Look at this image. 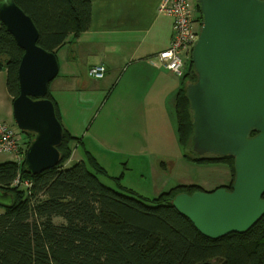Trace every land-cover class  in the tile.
<instances>
[{
  "label": "trees",
  "instance_id": "obj_1",
  "mask_svg": "<svg viewBox=\"0 0 264 264\" xmlns=\"http://www.w3.org/2000/svg\"><path fill=\"white\" fill-rule=\"evenodd\" d=\"M15 2L35 22L39 45L55 54L70 37L79 38L91 28L90 0ZM198 20L203 23V18ZM23 55L0 20V73L7 71V90L13 101L20 95L18 71ZM197 78L191 61L174 102L185 159L199 165L227 166L233 184V158H200L192 149L193 113L184 85ZM47 98L63 124L50 92ZM64 129L62 160L56 168L32 176L25 162L0 164V191L15 199L0 214V264H204L213 259H222V264H264V217L246 234L210 240L172 205L177 195H193L202 189L176 185L150 199L123 184L122 177L110 178L88 152L83 160L65 168L77 139ZM28 136L29 147L33 136ZM103 178L112 179L116 187L107 186ZM18 179L20 184L14 186Z\"/></svg>",
  "mask_w": 264,
  "mask_h": 264
},
{
  "label": "water",
  "instance_id": "obj_2",
  "mask_svg": "<svg viewBox=\"0 0 264 264\" xmlns=\"http://www.w3.org/2000/svg\"><path fill=\"white\" fill-rule=\"evenodd\" d=\"M197 5L203 18L192 56L198 78L186 88L192 149L200 158H233L235 179L230 188L181 193L172 205L202 235L218 241L248 233L264 217V0H197ZM0 20L24 52L13 115L18 128L33 136L25 169L37 176L62 160L65 129L47 98L60 64L39 45L35 22L15 0L0 1ZM14 203L12 194L0 191L1 206Z\"/></svg>",
  "mask_w": 264,
  "mask_h": 264
},
{
  "label": "crops",
  "instance_id": "obj_3",
  "mask_svg": "<svg viewBox=\"0 0 264 264\" xmlns=\"http://www.w3.org/2000/svg\"><path fill=\"white\" fill-rule=\"evenodd\" d=\"M90 1L91 28L56 51L60 72L49 89L64 127L77 139L71 145L72 164L88 152L104 166L139 160L152 164L158 174L173 176L177 162L187 161L171 108L181 86L175 84L179 77L157 58L171 44L173 18L160 13L163 0ZM195 16L199 19L197 11ZM97 66L107 70L103 79L89 75ZM1 112L4 122L14 116L5 70L0 73ZM172 152H178L175 160ZM2 155L3 162H15L14 156ZM161 159L165 161L158 165ZM207 167L216 173L213 179L194 183L180 178L177 185L200 186L207 192L230 185L227 166Z\"/></svg>",
  "mask_w": 264,
  "mask_h": 264
},
{
  "label": "built area",
  "instance_id": "obj_4",
  "mask_svg": "<svg viewBox=\"0 0 264 264\" xmlns=\"http://www.w3.org/2000/svg\"><path fill=\"white\" fill-rule=\"evenodd\" d=\"M197 0H163L160 5V13L173 18L172 41L166 50L158 55L159 63L177 77L184 76L190 62L193 51L199 39L203 23L196 16ZM200 26V29L199 27ZM104 66H97L89 71V75L95 79H103L106 75ZM28 146L23 144L18 131L0 120V154L12 155L19 165L25 162ZM20 184L18 179L14 186ZM25 186H30L26 182Z\"/></svg>",
  "mask_w": 264,
  "mask_h": 264
},
{
  "label": "rangeland",
  "instance_id": "obj_5",
  "mask_svg": "<svg viewBox=\"0 0 264 264\" xmlns=\"http://www.w3.org/2000/svg\"><path fill=\"white\" fill-rule=\"evenodd\" d=\"M196 11L198 12V17L202 18V14H201L200 10L197 8V4H196ZM198 27L200 29V26H198ZM201 30H202V28H201ZM179 78L177 79L178 82H175L176 86H178V87H180L182 84V82H181L182 79L181 78L179 79ZM184 86H185L184 88H186L187 84L185 83ZM175 98H176V96L172 97L171 108H172V112H173V117H174L175 121L178 122L177 113H176L175 105H174ZM0 114H2V112ZM3 114H6V113L3 112ZM6 123L18 131V133L22 139L23 144H26L29 141V136L27 134H25L24 132H22L18 128V126L15 122L14 116L12 118H10V120H7ZM177 153L178 152H175L173 154V152H172V156H173L172 159H174V156ZM4 157H5L4 155L0 154V164L5 163V162H3V161H5ZM72 160H73V156H71V158L65 162L64 167L65 168L72 167L73 166ZM163 160L164 159L159 160L158 165L163 163ZM174 160H172V161H174ZM177 163L178 164L176 165V168L174 169V172H173L174 175L173 176L169 175V172L158 174L156 171L153 170L152 164H148L145 161L143 162V161H139V160L138 161L132 160L130 162L119 161V162L109 163L107 166H104L103 164L102 165L106 169V171L108 172V176L110 178L113 179V178L122 177L121 180H122L123 184L134 187L137 190L138 194H140L144 197H148L150 199H153L155 197H159L163 193L162 192L163 188H165L166 186H167L166 190H168L172 187H175L177 185V182L182 181V180H180V178L186 180L187 182L192 181L194 183H199V181L200 182L209 181L216 176L215 175L216 173L214 174V172H211L209 167H207L210 165H199V164L190 162L188 160L185 161L184 163H179V162H177ZM214 165L218 166L219 164H214ZM161 167H163V166H161ZM112 179L103 178L102 180L107 186L116 187V184ZM231 184H232V182L230 183L228 188L231 187ZM197 187L202 189V191H206L203 188H201L200 186H197ZM223 187H226V186H223ZM220 188H222V187H220ZM5 211H6L5 208L0 206V214L5 213ZM56 223L60 224L61 220H56ZM209 262L211 264H222L223 261H222V259H213Z\"/></svg>",
  "mask_w": 264,
  "mask_h": 264
}]
</instances>
